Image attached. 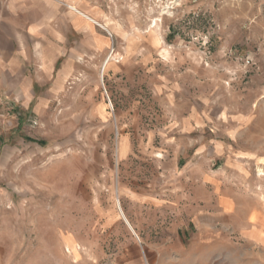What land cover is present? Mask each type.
<instances>
[{
    "label": "rangeland",
    "instance_id": "374dc122",
    "mask_svg": "<svg viewBox=\"0 0 264 264\" xmlns=\"http://www.w3.org/2000/svg\"><path fill=\"white\" fill-rule=\"evenodd\" d=\"M32 2L0 10V264H264V0Z\"/></svg>",
    "mask_w": 264,
    "mask_h": 264
},
{
    "label": "crops",
    "instance_id": "0c3cea01",
    "mask_svg": "<svg viewBox=\"0 0 264 264\" xmlns=\"http://www.w3.org/2000/svg\"><path fill=\"white\" fill-rule=\"evenodd\" d=\"M5 0H0V10L4 11L6 6L8 5V8L10 9H13L14 10V7H9L12 5H19V6H22L23 4H30V2H32L31 0H6L8 1V4L7 3H3ZM33 4L35 3V0L32 2ZM27 6V5H26ZM49 7H46V17L45 19L43 20L44 24L46 27H51V23L53 24L55 22L54 18H53V14H52V11H53V7L52 5H48ZM24 8V7H23ZM50 13V15L47 17V14ZM82 22H83V25L85 27V30H89L90 33H92V28H93V23L86 19L85 17H82ZM77 17H74V21L73 23L71 24V27H77ZM56 24V23H55ZM42 26V24H41ZM53 28L56 27V25H52ZM37 27L33 26L32 27V30L35 32V29ZM88 32V31H87ZM56 34V33H55ZM59 37H61L63 39L62 36H60L59 34H57L54 39H51V38H48V39H44L43 41V51H47L49 52L48 55H45L44 58H46L47 60H45V64L47 66L48 69H50L51 71L53 70V66L56 65L57 61H58V58L60 56V52L62 49V44L60 43L59 41ZM61 40V39H60ZM56 41V42H55ZM97 48V47H96ZM87 49V48H86ZM89 49L90 50H94V47H93V43L90 44L89 46ZM36 50H39V48H36ZM43 53V52H41ZM10 59H8L7 57H3V65H4V71H2V75L4 76H7V77H21V76H29L28 79L26 80H22V78H20V86H21V89L24 91V92H27V93H34V82H33V79H32V75H33V72L31 71V69H27V68H18L16 69V67L13 65V62L12 61H9ZM68 71H64L62 74H60L59 78H58V81L61 82L63 79H65L66 76H70ZM14 85H7V82H2L0 83V91H4V92H7V91H12L14 89ZM16 90V89H14ZM35 94H33L32 96V101L35 99ZM201 146V145H200ZM199 148V146H198ZM188 186V185H186ZM179 189H183V187H179ZM182 197H181V201L182 202H185L186 203V207L182 209L181 211V214H184L186 213V215L188 216V214H190V210L188 208V203H189V197H188V194H186L184 191H182ZM179 193L177 191H175L173 193V196L176 195L177 197L176 198H180ZM199 202V200H198Z\"/></svg>",
    "mask_w": 264,
    "mask_h": 264
},
{
    "label": "bare ground",
    "instance_id": "6f19581e",
    "mask_svg": "<svg viewBox=\"0 0 264 264\" xmlns=\"http://www.w3.org/2000/svg\"><path fill=\"white\" fill-rule=\"evenodd\" d=\"M111 60V59H110Z\"/></svg>",
    "mask_w": 264,
    "mask_h": 264
}]
</instances>
